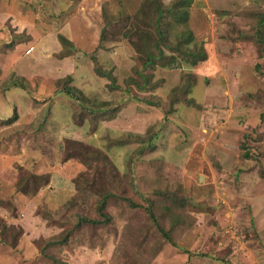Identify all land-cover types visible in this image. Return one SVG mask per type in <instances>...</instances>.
<instances>
[{"label": "rangeland", "instance_id": "obj_1", "mask_svg": "<svg viewBox=\"0 0 264 264\" xmlns=\"http://www.w3.org/2000/svg\"><path fill=\"white\" fill-rule=\"evenodd\" d=\"M143 2L0 0V119L14 109L18 115L13 124H0V230L23 232L16 248L0 243V264H51L40 253L45 242L70 229L78 215L96 218L98 173L106 168L63 161L66 140L106 154L123 185L132 157L131 178L141 194L155 199L154 190H168L186 198L185 209L176 212L181 218L173 223L172 245L127 186L141 207L111 204L109 228H84L46 254L67 264H264V46L258 43L264 26L257 32L264 0H192L188 19L171 22L169 36L190 33L186 47L202 46L207 59L193 67L177 56L179 67L144 68L145 90L131 85L126 92L128 77L144 83L134 73L142 61L123 36L126 19ZM8 27L17 30L11 47ZM90 55L121 89L110 90L95 75ZM188 72L194 82L187 97L199 108L181 101L166 114L169 96L185 85ZM69 77L88 107L121 105L116 116L93 128L87 117L78 124L79 106L57 92ZM117 139L128 141L115 145ZM246 151L251 159L243 157ZM28 173L49 174L32 197L15 190L17 178ZM161 222L168 230V219Z\"/></svg>", "mask_w": 264, "mask_h": 264}, {"label": "trees", "instance_id": "obj_2", "mask_svg": "<svg viewBox=\"0 0 264 264\" xmlns=\"http://www.w3.org/2000/svg\"><path fill=\"white\" fill-rule=\"evenodd\" d=\"M191 3L192 0H173L165 6L160 0H144L140 9L131 18H119L116 21L120 23H123L125 19L131 21L130 26L125 30L123 36L125 39L127 38L129 40L134 48V51L142 61L141 69L135 67L134 73L144 79V83H138L133 78L128 77L126 80H124V91L129 92V87L131 85L136 86L139 90H145L144 86L148 80L142 76L141 71L144 68L149 67L152 69L157 66L162 68L179 67L177 56L182 57V59L185 60L187 64H190L193 67L207 59V55L202 46L192 49L186 47V45H189L191 41H193L190 33L187 34L185 31H178V33L174 34L173 39H171L169 36V30L172 27L171 22H175L176 25H179L184 24L188 19V10ZM263 26L264 13H261L257 32L260 33ZM149 29L153 30L150 31ZM7 31L10 34V41L8 44H6V46L11 47L13 44H15L14 42L17 38V30L15 28L13 29L8 27ZM100 40L103 41L104 38H101ZM61 41L68 45L71 49L74 48L70 41L65 40L64 38H61ZM258 43L264 46V38H259ZM165 50L168 53H166ZM90 59L93 63V71L95 75L99 78L106 79L108 81V88L110 90L121 89L120 86L116 85L115 77L113 76L112 71L101 68L94 56L90 55ZM90 66L92 68V65ZM258 68L259 67L257 66L256 69L259 70ZM192 78H194L193 74L188 72L185 85L182 86L179 91H172V94L169 96V109L166 114L174 113V106L181 101H183L187 106L199 108L198 103L194 99L187 97V94L191 92L190 90L193 87L194 81H191ZM70 79L71 78L69 77L66 81H64L63 84H58L59 87L57 92L66 94L73 100L74 103L77 104V106H79L78 113L75 116L78 124H81L87 117L93 128L97 125L98 120L104 118L111 120L121 109V105H116L107 109L88 107V101L83 93L78 88L69 85ZM14 85L22 89H27L29 87V85L21 82H14ZM131 97L139 102L151 104L146 100L137 97L136 95ZM17 119L18 115L14 109L12 115L9 118L0 119V124L3 126H8L16 122ZM137 140L138 139H135V141ZM127 141V139H117L113 143L115 145H124L127 143ZM148 146H150V143H148L146 147L143 146L137 150L136 153L142 155ZM242 147L245 148L244 146ZM63 149V161L75 159L87 167L91 166V162L93 161L100 162V165H103L106 170L102 171V174L98 173L101 181L98 187H96V218H92L87 215H78L77 222L73 224L70 229L63 230L58 237L56 236L45 242L42 249H40V253L44 258L50 260L51 264H67L58 258H55L52 254H46V251L49 248L67 246L69 238L84 228L91 231L109 228L113 222V217L108 212L109 205L124 202L132 208L141 207L142 205H138V203H136L130 197L128 194V189H126L127 186H129L130 191L138 195V197L144 203L143 206L147 212L149 220L151 223H153L156 230L161 234L162 238L165 239L166 242L174 245L170 234L175 226L173 223L175 224V222L181 218L176 212H178V209H185V197H179L176 195V193L170 192L168 190H154L152 193L155 199L141 194L140 190L137 189V185L133 183V178H131V175L133 174L132 157L127 163L129 168L128 170L132 174L128 173L123 177L124 181L128 179L127 185H123V180L118 175L119 173L116 171L115 167L111 164L108 157L103 152L93 149L82 142L75 140H66ZM243 157L245 159L252 158L247 151L243 154ZM95 169L97 170L98 167ZM48 176L49 174L28 173L23 177H18L15 183V190L22 193L23 195L32 197L40 187L48 184ZM104 177L105 183H102ZM8 204L9 206L11 205V203ZM13 209L16 211L15 206ZM164 218H167L169 221L168 230H165V227L161 222V220ZM2 227L3 228L0 230V243L2 245L16 248L19 238L23 236L22 230L19 227H17V229L15 227H9L12 230L15 229L16 232L14 235H12V237L7 239L3 234L5 231L7 232V229L9 228H7L6 225Z\"/></svg>", "mask_w": 264, "mask_h": 264}]
</instances>
